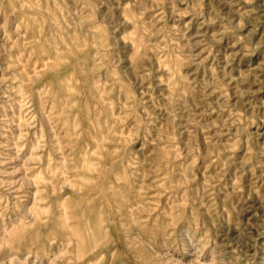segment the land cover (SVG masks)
<instances>
[{"label": "rangeland", "instance_id": "obj_1", "mask_svg": "<svg viewBox=\"0 0 264 264\" xmlns=\"http://www.w3.org/2000/svg\"><path fill=\"white\" fill-rule=\"evenodd\" d=\"M0 264H264V0H0Z\"/></svg>", "mask_w": 264, "mask_h": 264}]
</instances>
